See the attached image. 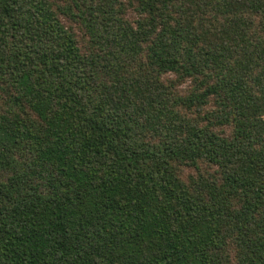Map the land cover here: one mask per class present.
<instances>
[{
  "label": "trees",
  "instance_id": "1",
  "mask_svg": "<svg viewBox=\"0 0 264 264\" xmlns=\"http://www.w3.org/2000/svg\"><path fill=\"white\" fill-rule=\"evenodd\" d=\"M0 264H264V0H0Z\"/></svg>",
  "mask_w": 264,
  "mask_h": 264
}]
</instances>
